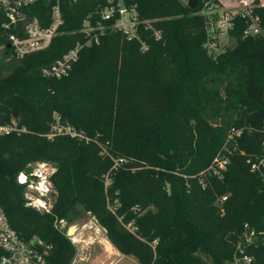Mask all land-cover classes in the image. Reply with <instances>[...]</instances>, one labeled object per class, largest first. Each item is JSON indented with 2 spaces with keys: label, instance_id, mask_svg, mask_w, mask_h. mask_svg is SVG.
I'll return each mask as SVG.
<instances>
[{
  "label": "trees",
  "instance_id": "trees-1",
  "mask_svg": "<svg viewBox=\"0 0 264 264\" xmlns=\"http://www.w3.org/2000/svg\"><path fill=\"white\" fill-rule=\"evenodd\" d=\"M137 1L163 32L147 50L111 27H95L99 42L86 45L85 22L100 20L97 0H60L59 33L23 58L9 46L23 32L0 26L8 69L0 75V128H8L0 130V203L8 220L25 239L53 245L51 264L76 255L55 222L83 213L140 264H241L244 256L264 264V179L248 162L264 155V3L253 7L262 33L244 37L248 22L237 16L234 45L214 55L197 9ZM53 4L38 0L27 12L46 26ZM77 44L67 75L44 74ZM54 126L71 131L52 136ZM233 129L240 136L230 138ZM217 155L228 159L220 174L211 167ZM38 162L54 169L48 212L26 196Z\"/></svg>",
  "mask_w": 264,
  "mask_h": 264
},
{
  "label": "built area",
  "instance_id": "built-area-1",
  "mask_svg": "<svg viewBox=\"0 0 264 264\" xmlns=\"http://www.w3.org/2000/svg\"><path fill=\"white\" fill-rule=\"evenodd\" d=\"M38 0H0V26L4 29L13 28L23 32V35L12 33L9 36L10 46L17 58H23L33 52L41 51L50 46L53 38L57 36L60 28L64 24V16L61 8L60 0H54L51 9V20L48 25L44 26L37 17H31L27 8ZM97 13L100 15V20L97 25L91 26L89 21L85 22L83 28L88 37L86 45L92 46L99 42L98 34L91 33L98 28L104 32L107 27L120 32L130 41L140 43L143 50H147L150 46L149 41H158L162 39L163 32L157 27L156 21L145 18L139 8L137 0H97ZM189 6L190 0H178ZM190 7V6H189ZM194 9L197 13L203 15L207 23L208 38L205 46L209 52L218 55L219 47H225L228 44L225 42L232 39L230 31L234 27V19L237 16L245 18L248 22L247 28L244 30V37L257 36L262 33L260 26V17L255 14L253 7L246 4V7L237 11H221L220 5H214L210 2H204L199 6V0ZM96 27V28H95ZM224 42L221 44V40ZM82 45L77 44L74 48L68 51L62 58L58 59L51 67L44 69L46 76L62 78L67 75L72 67V62L79 58V51ZM0 130L8 132L7 127H1ZM75 134V133H72ZM241 132L232 130L230 138L240 136ZM264 146V140H263ZM123 162V159L119 160ZM228 159L223 155H217L211 165L214 173L220 174L222 169L226 168ZM251 170L259 173L264 179V155L257 156L256 159H249ZM41 167H46L47 163L39 164ZM52 173V172H51ZM49 172H32L34 178L39 179L35 182L32 179L28 183V176L22 180L20 174L18 180L21 183H28L29 187H34L40 193H47L52 188V182ZM227 196H222L221 202L225 201ZM29 204H31L29 202ZM32 205V204H31ZM52 207V206H51ZM45 211H50L51 208L45 207ZM65 220L55 222V226L62 230ZM53 245L46 243L39 236H33L30 239H25L20 232L14 229L5 213L4 208L0 203V264H51V255ZM244 260L249 263L252 258L244 256Z\"/></svg>",
  "mask_w": 264,
  "mask_h": 264
},
{
  "label": "rangeland",
  "instance_id": "rangeland-1",
  "mask_svg": "<svg viewBox=\"0 0 264 264\" xmlns=\"http://www.w3.org/2000/svg\"><path fill=\"white\" fill-rule=\"evenodd\" d=\"M221 11H237L246 7V4L254 7L256 4L255 0H219ZM264 0H259L258 4H263ZM228 45H234V40L224 39ZM221 40V44L224 42ZM224 47H219L218 52L225 51ZM4 58V48L0 46V75L6 74L8 69L3 67ZM71 131L69 127L54 126L52 131V136L55 132L63 133ZM41 163H32L31 167L33 172H51L54 171L50 164H47L46 167H41ZM20 176V175H19ZM19 178V177H18ZM39 178L36 176L32 178V181L35 182ZM109 181H106L108 185ZM56 190L52 184V188L47 193H40L34 187L27 186L26 196L30 200V203L39 210H44L45 207L51 208ZM70 227H74L76 232L72 235H69L68 231ZM62 230L66 232V235L69 237L73 245L75 246L76 255L72 264H140L138 260L133 256L124 257L122 253L113 246L109 241L106 235L105 229L97 222V220L89 213H83L81 217L74 220L72 223H65L61 227ZM246 239L253 240L254 232L252 230L246 231ZM241 264H249L244 260ZM252 261V260H251ZM240 264V263H238Z\"/></svg>",
  "mask_w": 264,
  "mask_h": 264
},
{
  "label": "water",
  "instance_id": "water-1",
  "mask_svg": "<svg viewBox=\"0 0 264 264\" xmlns=\"http://www.w3.org/2000/svg\"><path fill=\"white\" fill-rule=\"evenodd\" d=\"M197 2H198V0H190V2H189V6H190V8H192V9L195 8ZM9 46H10V44H9ZM72 228H73V227H70V229H69V231H68L69 235H70V231H71Z\"/></svg>",
  "mask_w": 264,
  "mask_h": 264
},
{
  "label": "bare ground",
  "instance_id": "bare-ground-1",
  "mask_svg": "<svg viewBox=\"0 0 264 264\" xmlns=\"http://www.w3.org/2000/svg\"><path fill=\"white\" fill-rule=\"evenodd\" d=\"M21 179L24 180L25 179V174L21 176ZM76 229L73 227L70 231V235L74 234L76 231Z\"/></svg>",
  "mask_w": 264,
  "mask_h": 264
},
{
  "label": "crops",
  "instance_id": "crops-1",
  "mask_svg": "<svg viewBox=\"0 0 264 264\" xmlns=\"http://www.w3.org/2000/svg\"><path fill=\"white\" fill-rule=\"evenodd\" d=\"M124 257H126V255L122 254Z\"/></svg>",
  "mask_w": 264,
  "mask_h": 264
}]
</instances>
